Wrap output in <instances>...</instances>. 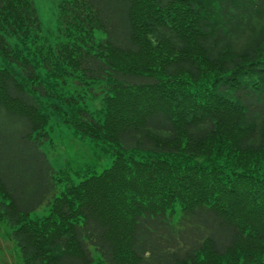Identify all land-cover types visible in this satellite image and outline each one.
Here are the masks:
<instances>
[{
	"label": "trees",
	"instance_id": "obj_1",
	"mask_svg": "<svg viewBox=\"0 0 264 264\" xmlns=\"http://www.w3.org/2000/svg\"><path fill=\"white\" fill-rule=\"evenodd\" d=\"M60 19L44 46L34 0H0L8 264H264V0H63ZM70 75L104 87L98 115ZM45 98L108 167L56 169Z\"/></svg>",
	"mask_w": 264,
	"mask_h": 264
},
{
	"label": "rangeland",
	"instance_id": "obj_2",
	"mask_svg": "<svg viewBox=\"0 0 264 264\" xmlns=\"http://www.w3.org/2000/svg\"><path fill=\"white\" fill-rule=\"evenodd\" d=\"M62 1L34 0L42 26L40 31L41 37L38 43L42 42L44 46L47 43H55L56 41L68 39L60 19ZM94 34L97 40H100L104 35L100 29H95ZM10 39L13 43L19 42L16 36H11ZM29 44L32 46L30 48H33L36 43L30 41ZM20 45L24 47L21 43ZM0 64L4 65L8 63L0 56ZM38 70L45 75L43 67H39ZM59 89L66 93H76L78 96L81 94L82 96L80 97L84 101L83 104L94 110L96 115L99 114L95 110L102 106L103 93L99 92L104 90L102 85L99 87L98 83L83 82L79 76L70 75L65 78V82L60 83ZM93 91H98L100 95L94 96ZM44 103L49 105L48 109L51 111V117L47 127L50 137L42 147L57 170L69 169L73 178L79 181L86 174L99 172L112 163L114 154L102 149V140H96L90 136H82L75 131V127L70 122L65 121L61 116L57 115L55 104L61 105L65 111L68 109V106L55 98H45ZM61 187L59 185L58 193H60ZM46 209V207L41 208L33 212L31 216L44 215L47 213ZM6 233L7 228L4 226V223H0V248L5 250V260L7 261L6 264H8L14 262L16 257L10 251L13 246L12 242L5 236ZM93 254L98 262L99 252L93 249Z\"/></svg>",
	"mask_w": 264,
	"mask_h": 264
}]
</instances>
